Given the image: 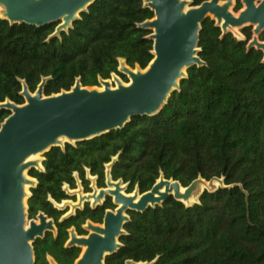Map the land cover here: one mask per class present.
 <instances>
[{"label": "trees", "instance_id": "trees-1", "mask_svg": "<svg viewBox=\"0 0 264 264\" xmlns=\"http://www.w3.org/2000/svg\"><path fill=\"white\" fill-rule=\"evenodd\" d=\"M240 8L235 0L234 11ZM152 18L145 0H95L55 36L57 23L11 25L0 17V103L22 104V85L33 93L43 79L45 96L70 90L76 80L88 88L113 76L127 82L121 64L144 69L154 56L151 31L139 27ZM240 33L242 39L224 33L207 18L198 41L204 65L186 70L158 112L52 147L40 167L28 170V218L42 212L55 225L32 243L34 264L75 263L81 248L67 245L69 230L86 235L85 224H101L115 205L106 197L67 213L55 204L74 200L63 187L75 189L77 180L90 192L88 175L105 187L107 168L126 193H144L161 176L183 188L198 178L209 187L193 203L170 196L129 211L120 248L104 264H264V53L247 47L252 27ZM9 113L0 108V124Z\"/></svg>", "mask_w": 264, "mask_h": 264}, {"label": "water", "instance_id": "water-1", "mask_svg": "<svg viewBox=\"0 0 264 264\" xmlns=\"http://www.w3.org/2000/svg\"><path fill=\"white\" fill-rule=\"evenodd\" d=\"M94 1L0 0V17L11 25L41 27L57 23L53 33L56 36ZM233 2L206 0L193 6L189 0H145L153 18L139 27L151 31L148 37L154 56L144 69L120 65V71L129 78L127 84L115 76V87L106 79L100 81V90L83 87L76 80L70 90L45 96L43 79L33 93L26 84L22 85V104L0 103V108L10 112L0 124V264H34L32 243L55 231L53 221L42 212L36 219L28 218L26 187L34 181L27 172L41 166V162L30 158L59 146L62 139L84 142L122 128L131 117L158 112L179 87L186 70L204 65L198 56V41L207 18L213 19L224 33L251 26L253 36L247 47L264 53V41L258 39L264 32V0H240L243 8L237 15L230 11ZM91 183V192H74L77 202L71 205V212L84 203L97 206L106 197L111 198L115 208L105 211L101 225L87 222V236L69 230L67 245L83 248L74 264H104L106 256L120 248L119 237L124 233L129 211L143 212L170 196L189 202L206 182L198 178L183 188L179 182L161 176L148 191L128 194L120 180H112L107 168L105 187H97L94 179ZM125 264L152 262L127 260Z\"/></svg>", "mask_w": 264, "mask_h": 264}, {"label": "rangeland", "instance_id": "rangeland-1", "mask_svg": "<svg viewBox=\"0 0 264 264\" xmlns=\"http://www.w3.org/2000/svg\"><path fill=\"white\" fill-rule=\"evenodd\" d=\"M234 3H235V1H234ZM234 5V4H233ZM233 7L234 6H232L231 8H230V11L234 14V15H237L238 14V12L240 11V10H238V11H234V9H233ZM242 9V8H241ZM231 32L236 36V37H238L239 39H242L243 38V36L241 35V33H240V29H232L231 30ZM261 41V40H260ZM115 76H113V77H111V78H109L108 80H109V82L111 83V85H112V87H115L116 86V83L114 82V78ZM119 80H121V78L120 77H118V76H116ZM128 78V77H127ZM122 81V80H121ZM129 82V78H128V81L127 82H123V83H128ZM99 89H101V88H103L102 87V85L100 84L99 86H97ZM66 141L64 140V139H62V143H65ZM30 159H32V160H37L38 162H40V160L42 159V154H38V155H36V156H34V157H32V158H30ZM41 164V163H40ZM28 173V172H27ZM29 177V176H28ZM91 177L92 178H94V176H90V175H88V178H90L91 179ZM215 186H218L219 185V182H214L213 183ZM90 186H92V183H90ZM207 186H208V184L207 183H204L203 185H201L200 186V189H202V188H207ZM209 187V186H208ZM29 188L30 187H26V190H28L29 191ZM66 189V192L67 193H69V194H73L74 196H75V198H74V200H66V201H63V202H61V203H59V204H55L58 208H61V209H63V208H67V213H69L70 211H71V209H72V207H71V205L72 204H75L76 202H77V196H76V194L74 193L75 191H77V190H80V191H82L83 193H89V192H84V190H83V186H82V184H81V182L79 181V180H77V186H76V188L75 189H69L68 187L67 188H65ZM91 191H92V189H91ZM90 191V192H91ZM131 193H133V192H131ZM131 193H128V194H131ZM196 195H195V197L194 198H192L191 200H190V203H193L194 202V200H196ZM28 199V198H27ZM27 199H25V203H27ZM90 204V203H89ZM26 207H27V205H26ZM36 219V218H35ZM86 225V224H85ZM99 225H101V224H99ZM87 233H88V231H87ZM78 236H80V235H78ZM81 236H87V234L86 235H81ZM83 251V248H81V252Z\"/></svg>", "mask_w": 264, "mask_h": 264}, {"label": "flooded vegetation", "instance_id": "flooded-vegetation-1", "mask_svg": "<svg viewBox=\"0 0 264 264\" xmlns=\"http://www.w3.org/2000/svg\"><path fill=\"white\" fill-rule=\"evenodd\" d=\"M234 1H235V0H234ZM233 4L235 5L234 2H233ZM240 4H241V2H240ZM234 5H233V6H234ZM241 8H243L242 4H241ZM241 8H240L239 10H242ZM250 27H251V26H250ZM263 33H264V32H262L261 34H263ZM261 34H260V35H261ZM252 36H253V33H252ZM258 39H259V37H258ZM259 41H260V40H259ZM262 41H264V39H263Z\"/></svg>", "mask_w": 264, "mask_h": 264}, {"label": "built area", "instance_id": "built-area-1", "mask_svg": "<svg viewBox=\"0 0 264 264\" xmlns=\"http://www.w3.org/2000/svg\"><path fill=\"white\" fill-rule=\"evenodd\" d=\"M91 179H94V178H92V177H91ZM63 188H67V187L64 185V187H63Z\"/></svg>", "mask_w": 264, "mask_h": 264}, {"label": "bare ground", "instance_id": "bare-ground-1", "mask_svg": "<svg viewBox=\"0 0 264 264\" xmlns=\"http://www.w3.org/2000/svg\"><path fill=\"white\" fill-rule=\"evenodd\" d=\"M101 89H102V88H101ZM101 89H100V90H101Z\"/></svg>", "mask_w": 264, "mask_h": 264}]
</instances>
